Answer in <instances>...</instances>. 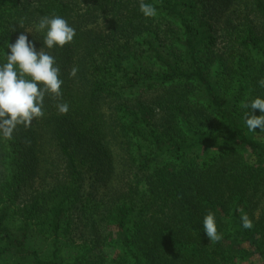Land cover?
Here are the masks:
<instances>
[{
  "label": "trees",
  "instance_id": "obj_1",
  "mask_svg": "<svg viewBox=\"0 0 264 264\" xmlns=\"http://www.w3.org/2000/svg\"><path fill=\"white\" fill-rule=\"evenodd\" d=\"M145 2L155 18L140 0H0V62L25 31L42 47L41 17L76 32L43 49L62 97L0 139V264H264V132L242 108L264 96V0Z\"/></svg>",
  "mask_w": 264,
  "mask_h": 264
},
{
  "label": "clouds",
  "instance_id": "obj_2",
  "mask_svg": "<svg viewBox=\"0 0 264 264\" xmlns=\"http://www.w3.org/2000/svg\"><path fill=\"white\" fill-rule=\"evenodd\" d=\"M139 10L146 18H155L158 10L145 0H140ZM37 33L42 34V47L39 50L25 31L20 33L15 43L7 42L5 61L0 62V139L11 140L17 126H31L35 119L44 115L46 96L62 97L63 80L59 78L60 68L55 57L43 51L62 48L73 41L75 29L68 21L58 15L44 16L33 24ZM75 70H73V75ZM264 88V78L258 81ZM59 113L69 111L67 103L56 105ZM245 109L243 120L251 133L264 132V96L251 98L242 104ZM259 110L260 115L254 114ZM244 229L253 228L247 215L241 217ZM203 231L211 242H219L222 235L218 232L216 217L209 212L204 216Z\"/></svg>",
  "mask_w": 264,
  "mask_h": 264
}]
</instances>
